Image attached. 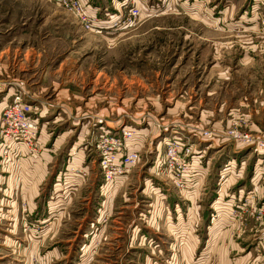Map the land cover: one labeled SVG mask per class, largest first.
<instances>
[{
    "label": "rangeland",
    "instance_id": "374dc122",
    "mask_svg": "<svg viewBox=\"0 0 264 264\" xmlns=\"http://www.w3.org/2000/svg\"><path fill=\"white\" fill-rule=\"evenodd\" d=\"M127 2L138 22L95 34L59 0H0V64L50 150L31 206L21 190L0 224V264H264V154L232 139L264 143V0ZM125 127L139 161L105 181L96 146ZM163 137L201 156L194 196L154 167Z\"/></svg>",
    "mask_w": 264,
    "mask_h": 264
},
{
    "label": "built area",
    "instance_id": "2783aa9c",
    "mask_svg": "<svg viewBox=\"0 0 264 264\" xmlns=\"http://www.w3.org/2000/svg\"><path fill=\"white\" fill-rule=\"evenodd\" d=\"M60 4L66 6L77 19L80 26L95 34L103 32L121 31L134 26L140 19V10L137 8L128 9V2L122 6L120 13H92L81 0H59ZM110 23L105 22V17ZM105 17L101 19L100 17ZM110 18V17H109ZM14 92L11 103L4 108L0 117V137L2 140L1 161L6 167L9 162L10 153L14 150L17 158L35 157L39 152V139L37 136L38 123L33 117L36 108L29 103L28 96L18 86L13 87ZM51 107V106H49ZM205 140H212L213 135L204 131L202 134ZM233 140L243 143L245 146L258 150L261 147L264 151V143H255L251 135L238 132L232 135ZM134 134L126 129L116 133L115 137H101L96 146L99 156V165L105 181H115L125 177L139 161L137 150H127L126 142L134 138ZM103 139V140H102ZM102 140V141H101ZM255 144V145H254ZM166 151L159 162L158 169L169 178L171 186L179 193L187 189L186 175L191 173L193 162L189 160L187 149L179 139L174 137L165 144ZM20 160V159H19ZM119 163H117V161Z\"/></svg>",
    "mask_w": 264,
    "mask_h": 264
},
{
    "label": "crops",
    "instance_id": "0c3cea01",
    "mask_svg": "<svg viewBox=\"0 0 264 264\" xmlns=\"http://www.w3.org/2000/svg\"><path fill=\"white\" fill-rule=\"evenodd\" d=\"M81 2L84 5H86L88 7L89 11L92 13H100V12H102V13H104V12H106V13L107 12L108 13L109 12L110 13H120L122 10V6L127 4V0H81ZM5 70H6V66L4 65V63L0 64V117H1V113L4 110V108L6 106H8V105H6L7 101L11 100V98L13 96V91H14L13 86L16 82L15 81L16 78H13L12 74L7 73ZM31 99H32V97H31ZM49 109L44 108L45 111H50ZM51 112H53V111H51ZM59 114L60 113H58V115ZM36 120L38 122L39 118H37ZM124 129H129V128L125 127ZM135 137L128 144L129 151L138 149L137 143L136 144L133 143V142H135V139H138L137 136H135ZM191 137H192L191 138L192 140L194 138L196 140H198V138H199V136H194L192 134H191ZM40 139H39L40 143L44 144V139H42V137H40ZM167 141H168V137H163L161 139V141H159L157 143V147L155 150L157 152L158 158L155 159L154 167L160 162L159 152H160L161 147H163L167 143ZM199 141L201 142V141H203V139H200ZM2 145L3 144H2L1 137H0V224L6 222V223H11L12 225L14 224L13 227H16V225L18 223V219L16 221V218H17L16 217V212H17L16 209L18 206L17 205V201H18L17 197L20 195V192L22 190L21 197L27 198L29 196L32 198V196L34 194V191H33L34 185L35 184L38 185L40 180L41 181L44 180V178L46 177V173L48 174L47 169H46L48 167L47 160L46 159L44 160L46 162L45 164L41 160L46 155L44 153H46V152L50 153L49 152L50 150H46L43 154L35 156V157L21 158L19 160V162L16 161V153L13 150L9 156L10 160H9L8 167L4 168L2 166V161H1ZM216 145H217L216 140H212V141L207 143V146L210 148L215 147ZM251 149H252L253 153L258 152V153L264 154V151H258V150H255L254 148H251ZM234 154H235V157L233 159L227 161V163H226L227 169L230 168L231 165L236 164V160H237L239 154L236 152ZM200 160H201V156L195 157L194 166H193L194 170L192 169L191 173L186 175L188 193L191 196L195 195V193L197 191V187L200 185V182L206 173L205 172L206 170L204 169L205 167L202 166ZM231 161H234V164H230ZM35 173H36V182L37 183H35V181H34ZM191 174H192V176H190ZM56 179L59 183L60 172L57 174ZM56 179H54L55 182H57ZM224 179L225 178L222 177V181H224ZM18 180H19L20 184H18ZM253 180H254V178H253ZM54 185H56V184H54ZM109 185L111 186V183H108V187L110 188ZM57 186L59 187L60 184H57L56 188H57ZM20 187H21V189H20ZM59 188L61 189V186ZM18 189H20V190H18ZM220 189H221V187H219V190ZM53 190H55V187H53ZM217 201H219V200L217 199L213 203V206L219 205V202L216 204ZM32 203H33V198L30 199L29 205L31 206ZM211 216H209V217H211ZM44 218H45V220H42V224H45L50 220L49 215H47V217L45 216ZM48 231H49V229L46 231V233ZM10 234H11V232H10ZM43 235H45V233ZM38 239L39 238H37V240ZM39 242L40 241H37V244ZM35 245H36V242H34V240H32L29 243V249H30L31 254L33 253ZM81 248H83V246L79 247V251L82 250Z\"/></svg>",
    "mask_w": 264,
    "mask_h": 264
},
{
    "label": "bare ground",
    "instance_id": "6f19581e",
    "mask_svg": "<svg viewBox=\"0 0 264 264\" xmlns=\"http://www.w3.org/2000/svg\"><path fill=\"white\" fill-rule=\"evenodd\" d=\"M133 134V133H132ZM178 139V138H177ZM193 160V159H192ZM193 164V163H192ZM194 168V167H193ZM194 170V169H193ZM194 174V173H193ZM190 176H192V174L190 175ZM188 187V186H187ZM182 194V193H181Z\"/></svg>",
    "mask_w": 264,
    "mask_h": 264
}]
</instances>
